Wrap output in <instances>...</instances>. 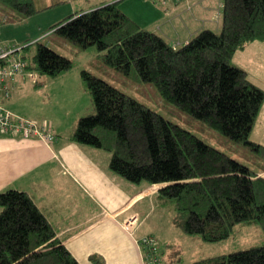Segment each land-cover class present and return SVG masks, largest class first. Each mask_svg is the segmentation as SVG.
Returning <instances> with one entry per match:
<instances>
[{
  "label": "trees",
  "instance_id": "16d2710c",
  "mask_svg": "<svg viewBox=\"0 0 264 264\" xmlns=\"http://www.w3.org/2000/svg\"><path fill=\"white\" fill-rule=\"evenodd\" d=\"M2 1L24 18L41 11L35 0ZM52 28L77 46H97L108 65L153 82L167 100L250 145L264 161V144L251 139L264 89L234 63L239 50L264 42V0H224L222 30L204 29L182 46L143 28L119 1L72 14ZM37 43L30 69L57 77L73 67L70 57ZM82 75L95 111L80 117L72 140L111 152V169L131 182L166 183L160 202L171 206L174 224L190 235L220 242L233 236L239 224L256 223L264 230L260 170L91 71ZM0 206V264H81L28 192L1 191ZM188 264H264V245Z\"/></svg>",
  "mask_w": 264,
  "mask_h": 264
},
{
  "label": "crops",
  "instance_id": "0c3cea01",
  "mask_svg": "<svg viewBox=\"0 0 264 264\" xmlns=\"http://www.w3.org/2000/svg\"><path fill=\"white\" fill-rule=\"evenodd\" d=\"M110 1H119L120 8L133 18L121 6L124 0ZM212 7L213 11L217 9V5ZM219 9L224 10L223 0ZM202 10L203 14H196L195 18L203 26L190 29L185 18L187 10L169 5L167 19L161 27L164 38L172 45L188 43L204 30L211 14L213 19L211 7L204 6ZM260 44L255 41L234 57L238 59L236 65L248 69L254 82L255 60L246 52L253 49L259 53L260 48H264ZM258 61L259 67L264 69L261 60ZM10 84L11 95L2 101L7 107L15 103L17 89L28 87L21 75ZM54 135V141L47 143L40 138L24 137L22 133L0 131V192L10 188L28 192L81 264H97L93 255L102 260L99 264H145L148 249L139 241L148 235L160 241L164 264L168 259L179 261L182 258V251L171 235L175 230L170 227V223L174 224L173 211L159 199L164 183L131 182L111 169V152L76 142L71 134ZM261 166L260 175L264 176V163ZM165 208L171 210L170 223L154 217L156 211ZM132 217H136V223L127 230L124 224ZM167 227L169 231L172 228V233L167 232Z\"/></svg>",
  "mask_w": 264,
  "mask_h": 264
},
{
  "label": "rangeland",
  "instance_id": "374dc122",
  "mask_svg": "<svg viewBox=\"0 0 264 264\" xmlns=\"http://www.w3.org/2000/svg\"><path fill=\"white\" fill-rule=\"evenodd\" d=\"M220 1L124 0L121 6L125 7L143 28L162 35L164 33L161 27L162 23L167 19L169 5L187 10L188 13H186L185 18L190 29L203 26V24L201 25L196 21V14L202 15L204 6L211 7L213 19L211 14L208 23L204 25L205 28L203 29H212L220 32L222 30L221 15L223 11L219 9ZM111 2L113 1L35 0L36 8L41 11L33 16L24 18L14 7L0 0V17L3 21L0 25V49L14 48L16 46L24 48V46L30 45L29 48L22 49L21 55L27 56V59L32 61V57L38 48L37 41H40L59 53L70 57L74 63L70 70L61 73L57 77H52L49 74H38L34 69L21 75L24 76V82L26 81V86L28 87L17 89L14 97L15 103L10 107H6L15 114L25 116L39 124L50 123L53 133L61 132L70 135L77 128L80 117L93 114L95 111L93 97L82 75V71L86 69L147 104L166 118L193 131L204 141L227 152L241 163L252 169H261V164L264 161L250 145L232 139L228 135L212 128L192 113L167 100L153 82L142 80L135 72L128 74L108 65L104 60V53L97 46L82 48L56 32V28H52L53 25L72 14L93 10ZM212 5H217L215 11H213L214 7ZM198 31H195V33ZM259 43H261L262 47L264 46L261 41ZM240 53H243L242 50L239 51ZM246 53L252 54L251 57L255 60L253 62L252 78L257 85L264 88V69L258 65V60H261V66L264 67V48H260L259 53L253 49L248 50ZM234 63L237 64L238 59L234 60ZM31 71H34V76ZM249 71L251 73L250 68ZM38 82L42 84H38ZM251 139L264 143V106ZM91 205L94 204L91 202ZM155 213L154 217L156 216L163 223H170L171 210L169 208L156 211ZM163 223L160 222V225H163ZM170 225L175 230L172 233V228L169 231L167 227V232L172 233L171 235L176 239V245L182 251V258L179 261L168 259L165 264H188L196 259L219 256L252 246L264 245V230L256 223L237 225L233 236L220 242H207L198 235L186 233L172 223ZM162 252L159 249V256L164 258Z\"/></svg>",
  "mask_w": 264,
  "mask_h": 264
},
{
  "label": "built area",
  "instance_id": "2783aa9c",
  "mask_svg": "<svg viewBox=\"0 0 264 264\" xmlns=\"http://www.w3.org/2000/svg\"><path fill=\"white\" fill-rule=\"evenodd\" d=\"M23 47L0 49V131L22 133L27 138H40L47 143L54 141L55 135L52 125L48 122L39 124L33 120L15 114L8 109L2 102L4 98L11 95V80L19 75L30 72V61L21 55ZM34 71L31 74L34 76ZM136 217L126 221L124 227L131 230L135 223ZM140 245L148 249L145 264H164L163 258L159 256L160 241L155 236H145L139 241Z\"/></svg>",
  "mask_w": 264,
  "mask_h": 264
},
{
  "label": "water",
  "instance_id": "95a60500",
  "mask_svg": "<svg viewBox=\"0 0 264 264\" xmlns=\"http://www.w3.org/2000/svg\"><path fill=\"white\" fill-rule=\"evenodd\" d=\"M166 185V183H164V186Z\"/></svg>",
  "mask_w": 264,
  "mask_h": 264
}]
</instances>
